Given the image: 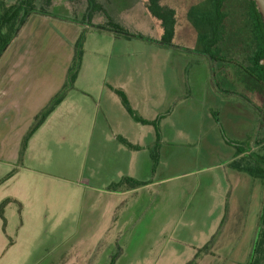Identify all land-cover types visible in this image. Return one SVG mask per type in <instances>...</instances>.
<instances>
[{"label": "rangeland", "instance_id": "1", "mask_svg": "<svg viewBox=\"0 0 264 264\" xmlns=\"http://www.w3.org/2000/svg\"><path fill=\"white\" fill-rule=\"evenodd\" d=\"M147 1L100 0L102 11L93 12L90 20L95 25L115 23L159 42L163 21L147 12ZM176 2L179 7L170 8L169 24L182 37L170 46L96 30L84 20L87 0H52L48 10L68 17L35 14L24 27L15 51L27 52L19 72L30 74L25 76L30 89L24 102L6 107V112L12 110L6 118L0 111V160H5L0 162V192L16 191L21 182L29 197L46 200L44 210L71 214L58 222L57 234L38 253L31 245L22 246L31 264H110L113 257L115 264H264V179L249 171L255 168L252 157L263 153L257 145L263 138L255 140L258 113L264 111L262 88L246 72L252 63L238 53H229L226 77L213 69L214 62L196 63L198 55L182 53L196 49L195 39L211 36L203 19L214 9L212 0ZM244 4H225L226 36L246 22ZM81 37L83 61L72 98L29 138L45 109L33 116L35 101L41 91L68 82ZM254 87L259 88L256 94ZM116 90L125 93L138 116L159 122V141L156 127L135 121ZM252 125L251 138L245 140ZM118 138L140 147L134 152L135 189L119 184L123 176L112 170L110 154L122 143ZM156 143L159 162L154 167L151 151ZM236 145L244 150L234 162ZM237 161L250 173L237 170ZM26 211L29 207L9 214L0 264H7L18 226L27 222ZM99 212L108 218L83 217Z\"/></svg>", "mask_w": 264, "mask_h": 264}, {"label": "crops", "instance_id": "2", "mask_svg": "<svg viewBox=\"0 0 264 264\" xmlns=\"http://www.w3.org/2000/svg\"><path fill=\"white\" fill-rule=\"evenodd\" d=\"M144 1L145 0H141V2H144ZM167 1L169 0H165V3ZM170 2H171V6H169V8L173 7V10H178L176 9L177 7H179L177 4L178 2H176V0H170ZM167 3L169 4V2ZM145 9H146V6H145ZM120 11L121 9H119V12L118 11L116 12L118 16L121 13ZM147 12L149 11L147 10ZM55 18H59V16ZM30 19L28 20V22L30 21ZM61 19L63 18L61 17ZM24 27L21 30L20 34L17 36V38L13 41L11 46L7 49L3 57L0 59V101H2V104L4 105V106H0V111L4 113L5 118L6 116L10 115L12 112L11 109H9L6 112V107L13 106L15 108L17 104L24 102L27 98L28 91L30 89V87H28V80H25V76L30 75V74L26 72H19L21 71L20 70L21 67L24 65L25 61L27 60V52L18 51L17 49H16L17 51H15V44L21 38V34L24 30ZM162 27L163 26H161V28ZM161 31L159 32V34H161L160 37H162L164 34V30L162 29ZM159 34H157L155 38H159ZM174 35L175 36L173 39L182 37L181 31H177ZM182 41L184 42V40ZM194 42L196 46L195 50H190V49L182 50V53L190 54V55L191 54L198 55L199 56L198 59L195 60L196 63L200 62L201 64H206V63H210L211 61L214 62L213 64L215 65V68L213 69L217 70L218 68V71H220V73L224 77L230 74V71H231L230 66H229L230 64L229 62H227V60H228L229 53L232 52V48L234 47V41H231L230 38L227 37L224 41H220L215 46V48H213L212 51H217V55H218L217 61H213L209 57V55L204 52V48L201 44V37L195 39ZM223 54H226L227 57H225ZM34 75H38V74H34ZM64 86H65V82L62 84L56 85L55 88L48 87L46 90L41 91L42 95L35 101L36 107L38 109L33 113V116L37 115L40 111L46 108L47 107L46 105L51 101V99L57 93H59L62 90ZM252 89H255V87ZM258 90L259 88H256L255 90H253L254 93L252 92V94H256ZM72 91H75V89L70 90L67 93L64 101L54 111L55 113L58 111V109H60L62 106H64L65 104L69 102L70 98H72L71 97ZM5 100H8V101H5ZM70 103L73 104L72 102ZM15 104L16 106H14ZM54 112L52 114H55ZM259 114L261 113L260 112L258 113V119L260 120ZM259 120H258V125H259ZM258 125H257L256 132H255V138L257 136ZM253 127L254 125H252L251 127L250 126L248 127V134L247 135L244 134L245 140H249L251 138ZM127 141L130 144L135 145L130 140H127ZM120 146L119 147L117 146L116 148L112 149V153L110 154V162H111L112 170L115 169V171H119L120 175H122L123 177L135 179V153H134L135 150H132L126 146V151H125L124 149H122V148H125L124 147L125 145L123 143H121ZM248 150L249 152L251 151L250 147H248ZM238 153L239 152L237 151V153L233 155V158L235 159L234 162L237 160V158H239V156H237ZM28 155H29L28 150H26V153L23 159L24 160L28 159L27 157ZM3 161L5 162V160H0L1 163ZM31 188L33 190L36 189L33 186H31ZM134 191L135 190H131L132 193ZM29 192H30L29 188L25 186V184H22L21 182L19 183L18 190L16 191H10V189H8L2 195L0 192V203L6 199H11L12 200L11 203H16L21 208V209H18V208L12 209L11 207L12 205H10L11 203L7 205L9 207H6L7 209H5V213H4V217H5V221L7 225L6 231L10 230L9 223H8L9 214L11 215V217H13V211L20 212L21 210L25 212L26 207H29V210H30V211H26V212H29L27 215H25V218H27L26 220L27 222H25L21 227L18 226V231H17L18 238L16 241L14 240V242H12L10 246V251L5 258V263L7 264H31L32 259H29L26 252L22 250L23 249L22 246L31 245L32 251L38 253L43 248L47 247L46 243H48L49 237L57 234L59 230V226H60L58 222L60 220L64 221L65 219H68L69 215H71V214L65 215L63 213L59 214L57 212L49 213V211L44 210V203L42 202L46 200H42L40 197L39 198L29 197L28 196ZM33 192H35V190ZM109 192L117 193L114 190H111ZM38 204H40L43 207V209H41ZM83 217L84 219L89 220V221L91 220L98 221L99 219L104 221L108 218L107 214H103L100 212L98 214L97 213H85ZM6 225L4 224V220L0 218V246L3 243V236L7 234V232L6 233L4 232V228H5L4 226ZM42 235L47 237V239L45 238L41 239Z\"/></svg>", "mask_w": 264, "mask_h": 264}, {"label": "trees", "instance_id": "3", "mask_svg": "<svg viewBox=\"0 0 264 264\" xmlns=\"http://www.w3.org/2000/svg\"><path fill=\"white\" fill-rule=\"evenodd\" d=\"M38 1L39 0H17L14 4H9L7 2V0H0V59L3 57V55L5 54L7 49L11 46L13 41L17 38V36L20 34L23 27L26 25L28 20L33 15L38 14V15L46 16V17H58L59 16L62 18L68 17V15H66V13H64V12H60L57 10L58 13H54V12H52L53 10H50V11L48 10L52 6V0H42L41 1L42 5H43L42 7L38 6ZM228 1L229 0H212V3H213L212 5H213L214 13L216 14V18H214V20L211 19L210 17L209 18L205 17L203 19V21L206 20V21L210 22L208 25H210L211 30L209 33L211 36L203 35L201 37V44L205 50V53L208 54L212 58L213 61L218 60V58H217L218 56H216V54L214 55L213 53H215V51H212V50L221 41V38H220L221 32L219 31V28L222 25H224L223 22L227 18V16L223 12V9H224L225 4ZM99 2H100V0H87V4H88V12H87V16H86L87 19L85 17L84 20L88 21L87 24L89 26H91V27H93L96 30L101 31V32H103V31L113 32L114 35L119 37V38L130 39V38H134V37H140L143 39H147L141 35L131 34L128 31H126L125 29H123L122 27L116 25L115 23H110L107 25H95V24H93L90 20L92 17V13L102 11V7H101ZM249 2L253 5L254 12L256 13V16L259 19L258 22L260 24L261 38L259 39V42H258L257 53L252 58V66H250L251 68H249L247 70L244 69V70H246V72L251 74L252 78H254L264 88V66H262L260 64V61L264 58V23L262 20V16L256 7V3L253 0H249ZM165 4H166L165 0H148L146 2V4H145L146 9L153 16H156L163 21L162 25L164 28V34H163V36L159 42L152 41L151 39H147V40L151 41V42H156L157 44H159L161 46H170V45H172V40L174 38V32H173L171 25L169 24L168 16H169L170 11H173V10H171L170 8H166L167 5H165ZM171 13H173V12H171ZM222 28H223V26H222ZM208 29H209V27L206 28V30H208ZM83 41H84V38L81 37L76 44L75 55H74V58L72 61V65L69 68V72H68V82L62 88V90L51 99L48 106L43 110V112L36 117V123L28 135L29 138L44 124L46 119L64 101L67 93L71 89L75 88L74 83L77 80L79 72H80L81 67H82ZM116 93L121 97L123 105L125 106L128 113L131 115V117L135 121L142 123V124L154 125L156 127L157 139L159 141V139H160V133H159V129H158L159 122L158 121H148V120H145V119L141 118L140 116H138L136 114L135 110L131 107L129 100L127 99V96L125 95V93L122 90H116ZM263 96H264V94H263ZM261 112H264V111L261 110ZM262 130L264 131V116H263L261 131ZM259 138H261V139L263 138L262 142L260 144L257 143V145H261L260 147L263 148V150H262L263 153L257 154L256 156L252 157L254 160L253 164H254L255 168H253L249 171L250 172L254 171L251 173L253 176H255L257 178L264 179V135L261 133L259 135L258 139ZM28 139H26L24 144H23V152L27 147ZM118 139L125 146H127L128 148H130L132 150L140 148L139 146H135V145L130 144L127 140H125L123 138H118ZM236 148H237V151L239 152L237 154V156H239L240 153L242 152V150H244V149H242L241 147H238L237 145H236ZM151 158L153 160L154 167H156L158 162H159V144L158 143L155 144L153 150L151 151ZM236 163L239 165V167H235V163H234V167L237 170L247 172L248 174L250 173L247 170L243 169L244 166L240 165L239 161H237ZM255 164H256V166H255ZM119 184H121V185L127 184L131 188L135 189V185H138L139 182L135 181V179L124 177L120 181ZM115 186L117 187V184H115ZM11 202H12L11 199H6L0 203V218H2L4 220L5 225H6V221H5V217H4L5 209H6L7 205ZM260 224L262 227L261 228V231H262L261 239L264 242V209H263V212H262V215L260 218ZM191 263L192 262H190L188 264H191ZM110 264H115V257L112 258Z\"/></svg>", "mask_w": 264, "mask_h": 264}, {"label": "flooded vegetation", "instance_id": "4", "mask_svg": "<svg viewBox=\"0 0 264 264\" xmlns=\"http://www.w3.org/2000/svg\"><path fill=\"white\" fill-rule=\"evenodd\" d=\"M231 1H233V0H231ZM244 2H245V4L242 5L241 7H242V10H243L242 12L244 14L246 22L243 23L241 29L238 32L235 31L231 35V37L225 35V33H226L225 29H224L225 24L223 22L224 25H222L223 28H222V31H220L221 32L220 38H221V41H224L227 37L230 38L231 41H234V47L232 48V52L233 53H238L243 59H247V60L250 61V63H252V58L257 53L258 42H259V39L261 38L260 24L258 22L259 19L256 16V13L254 12L253 5L249 2V0H244ZM214 14L215 13L213 11V15L210 17L213 20H214V18H216V14H215V16H214ZM204 22L207 25L210 23L209 21H206V20H204ZM208 26H209V29H210V25H208ZM231 38H233V40ZM204 52H205V50H204ZM213 54L214 55L216 54V56H218L217 55V51H215V53H213ZM260 64H261V61H260ZM251 66H252V64H251ZM249 76L252 77L251 74H249ZM261 88H262V91H263V93H262V95H263L264 94V88L262 86H261ZM263 100H264V96H263ZM260 113L261 114H260V120H259L256 140H257V138L259 137V135L261 133L264 135V131L263 130L261 131L264 112L260 111Z\"/></svg>", "mask_w": 264, "mask_h": 264}, {"label": "water", "instance_id": "5", "mask_svg": "<svg viewBox=\"0 0 264 264\" xmlns=\"http://www.w3.org/2000/svg\"><path fill=\"white\" fill-rule=\"evenodd\" d=\"M256 3V7L262 16L264 23V0H253ZM261 64L264 66V58L261 60Z\"/></svg>", "mask_w": 264, "mask_h": 264}]
</instances>
